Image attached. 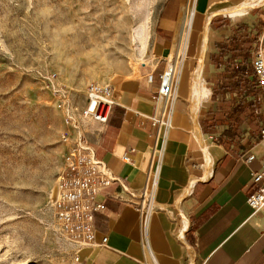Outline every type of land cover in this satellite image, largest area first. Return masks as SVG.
Instances as JSON below:
<instances>
[{"label": "crops", "instance_id": "1", "mask_svg": "<svg viewBox=\"0 0 264 264\" xmlns=\"http://www.w3.org/2000/svg\"><path fill=\"white\" fill-rule=\"evenodd\" d=\"M248 1L247 14L264 11V0H169L155 31V63L114 84L109 119L93 123L91 144L116 178L95 216L97 239L107 241L88 246L87 264H264V211L247 202L263 162V120L243 99L239 49L229 45L244 31L243 14L230 10ZM170 61L178 62L174 109L145 221L137 204L157 132L149 116L160 108L154 96ZM247 153L256 155L250 163Z\"/></svg>", "mask_w": 264, "mask_h": 264}, {"label": "rangeland", "instance_id": "2", "mask_svg": "<svg viewBox=\"0 0 264 264\" xmlns=\"http://www.w3.org/2000/svg\"><path fill=\"white\" fill-rule=\"evenodd\" d=\"M168 1L0 0V264H87L89 247L66 239L54 220L64 154L91 146L99 132L82 114L89 85L116 84L155 63ZM250 3L229 45L251 80L264 11L247 14ZM240 85L264 123V90Z\"/></svg>", "mask_w": 264, "mask_h": 264}, {"label": "built area", "instance_id": "3", "mask_svg": "<svg viewBox=\"0 0 264 264\" xmlns=\"http://www.w3.org/2000/svg\"><path fill=\"white\" fill-rule=\"evenodd\" d=\"M256 87L264 90V48H260L252 60ZM161 84L154 99L160 105L158 111L149 116L157 132L150 134L151 165L147 172V182L142 190L141 201L137 204L145 221L152 212L156 185L162 163L168 130L171 126L176 86L178 83V62L166 64L161 76ZM116 87L109 82H94L87 88V103L82 110L85 118L106 123L115 103ZM264 142V123L261 128ZM255 153H247L245 162L250 163ZM123 159L132 162L123 155ZM116 178L99 159L94 149L85 143H76L64 154V164L58 176V190L53 203L54 220L59 232L68 240L85 246L104 244L107 237L98 241L95 216L106 210L105 190ZM255 189L250 192L247 202L254 210L264 211V155L261 169L252 173Z\"/></svg>", "mask_w": 264, "mask_h": 264}, {"label": "bare ground", "instance_id": "4", "mask_svg": "<svg viewBox=\"0 0 264 264\" xmlns=\"http://www.w3.org/2000/svg\"><path fill=\"white\" fill-rule=\"evenodd\" d=\"M247 3H250L249 1L247 2ZM247 3H245V4H247ZM252 3V2H251ZM251 3H250V5H251ZM245 4H243V5H241V6H238V7H236L235 9H233V10H230V12H231V14L232 15H234V14H240V13H242L243 11H245V10H243L244 9V7H245ZM248 5V4H247ZM249 5V6H250ZM243 6V7H242ZM248 6V7H249ZM216 13V12H215ZM185 23H186V18H185ZM185 39V38H184ZM201 84V83H200ZM199 86V85H198ZM196 91H197V89H196Z\"/></svg>", "mask_w": 264, "mask_h": 264}, {"label": "trees", "instance_id": "5", "mask_svg": "<svg viewBox=\"0 0 264 264\" xmlns=\"http://www.w3.org/2000/svg\"><path fill=\"white\" fill-rule=\"evenodd\" d=\"M252 73H253V72H252ZM242 74H243V73H242ZM247 79H248V82H250L253 86L256 87V83H255V78H254V77L250 80V78H247V76L245 77V76L243 75L240 81H246V82H247Z\"/></svg>", "mask_w": 264, "mask_h": 264}]
</instances>
